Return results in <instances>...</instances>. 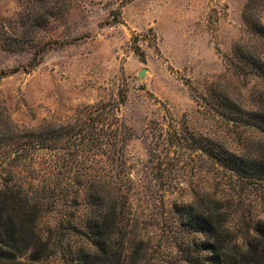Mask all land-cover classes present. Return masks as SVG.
<instances>
[{
	"label": "rangeland",
	"instance_id": "1",
	"mask_svg": "<svg viewBox=\"0 0 264 264\" xmlns=\"http://www.w3.org/2000/svg\"><path fill=\"white\" fill-rule=\"evenodd\" d=\"M248 1L0 0L1 112L31 127L46 118L66 122L86 104H117L131 128L126 157L134 184L122 223L133 230L126 247L137 252L125 253L136 264H188L186 244L195 235L177 205L194 190L228 192L236 236H247L264 216L263 183L250 171L205 172V161L198 151H186L184 138L187 118L193 131L216 132L232 149L250 135L249 150L264 143L258 131L196 112L208 85L229 74L236 43L253 39ZM246 83L245 92L262 87L255 77ZM90 210L83 204L70 210L62 226L58 212L43 216L40 228L51 247L39 264H82L78 246L90 242ZM199 255L209 259V252Z\"/></svg>",
	"mask_w": 264,
	"mask_h": 264
},
{
	"label": "trees",
	"instance_id": "2",
	"mask_svg": "<svg viewBox=\"0 0 264 264\" xmlns=\"http://www.w3.org/2000/svg\"><path fill=\"white\" fill-rule=\"evenodd\" d=\"M263 11L264 0L248 1L245 20L253 39L236 43L235 58H228L229 74L208 85L196 112L208 120L221 118L227 127H246L264 135ZM252 77L262 80V87L254 85L245 92L246 79ZM118 111L117 104H86L66 122L46 118L31 127L0 111V264H39L51 247V237L40 228L43 216L58 212L62 226L69 211L82 204L91 212L85 233L90 242L78 246L81 263H138L125 253L137 251L126 247L133 230H128L129 222L122 223L133 194L126 157L133 133ZM184 138L186 151H198L205 161V172L222 167L250 171L264 184L262 141H257L260 149L249 150L247 144L250 148L255 140L245 136L244 144L232 149L216 132L193 131L187 118ZM228 196L226 190L200 188L177 205L182 223L195 235L186 244V263L264 264V216L256 219L247 236H236ZM202 252H209L207 261L200 258ZM25 253L28 258L22 259Z\"/></svg>",
	"mask_w": 264,
	"mask_h": 264
},
{
	"label": "water",
	"instance_id": "3",
	"mask_svg": "<svg viewBox=\"0 0 264 264\" xmlns=\"http://www.w3.org/2000/svg\"><path fill=\"white\" fill-rule=\"evenodd\" d=\"M144 73H145L144 70H142V71L139 72V75H140V76H143Z\"/></svg>",
	"mask_w": 264,
	"mask_h": 264
}]
</instances>
